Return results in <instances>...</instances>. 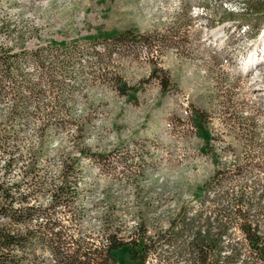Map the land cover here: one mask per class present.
<instances>
[{"label": "rangeland", "instance_id": "obj_1", "mask_svg": "<svg viewBox=\"0 0 264 264\" xmlns=\"http://www.w3.org/2000/svg\"><path fill=\"white\" fill-rule=\"evenodd\" d=\"M263 21L264 0H0L1 49L75 41L79 61L92 64L79 74L86 85L48 118L33 105L11 118V100L0 99L14 156L5 179H18L32 155L48 188L65 170L75 189L54 214L66 231L96 246L102 232L146 237L143 264H198L200 249L202 264H264ZM125 29L147 43L107 59L103 43L94 53L85 38ZM204 231L211 248L196 244Z\"/></svg>", "mask_w": 264, "mask_h": 264}, {"label": "trees", "instance_id": "obj_2", "mask_svg": "<svg viewBox=\"0 0 264 264\" xmlns=\"http://www.w3.org/2000/svg\"><path fill=\"white\" fill-rule=\"evenodd\" d=\"M85 38L94 53L95 41L103 43L107 59L111 51L147 43L144 35L130 29ZM79 47L75 41L67 45L62 41H49L46 45L19 51L0 48V99L6 96L11 100V118L24 114L27 105L34 106L35 112L32 113L48 118L56 111V107L72 102L76 91L86 85L84 77L82 81L79 80V74L87 64L78 59ZM27 60L34 63L30 72L22 67L21 62ZM98 61H102L100 57H97ZM89 65L92 64L86 67L89 68ZM92 71L88 70L91 77ZM66 77H72L70 84L65 83ZM159 83L164 89L168 83L167 78H159ZM117 89L119 93H124V84H118ZM76 132L78 134L80 129ZM6 139L7 132L0 131V156L2 153L6 155L2 160L0 174V264H47V256L53 264H121L118 252L124 253L133 263L143 264L149 247L146 237L137 235L122 241L102 232L104 242L96 246L66 231L60 215L54 214V207L61 206L64 196L74 193L75 183L67 184L69 182L63 175L65 170L62 169L60 183L48 188L44 181L38 179L35 157L32 155L22 165L18 179L6 180L5 174L14 161ZM41 147L39 144L38 152L42 151ZM82 151L79 150L80 153ZM69 167L72 169V166ZM45 191L49 192L47 204L41 206L37 201ZM242 230L251 249V228L245 224ZM221 232L225 230L221 229ZM209 235L205 231L198 233L196 244L213 247L215 239H209ZM203 253L200 249L199 254H196L199 257L196 260L198 264H202L205 259Z\"/></svg>", "mask_w": 264, "mask_h": 264}]
</instances>
